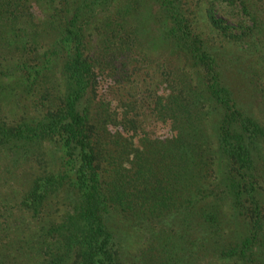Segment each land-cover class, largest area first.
I'll use <instances>...</instances> for the list:
<instances>
[{"label": "trees", "instance_id": "16d2710c", "mask_svg": "<svg viewBox=\"0 0 264 264\" xmlns=\"http://www.w3.org/2000/svg\"><path fill=\"white\" fill-rule=\"evenodd\" d=\"M145 3L180 65L138 50ZM255 94L264 0H0V152L33 167L32 228L0 201V264H264Z\"/></svg>", "mask_w": 264, "mask_h": 264}, {"label": "rangeland", "instance_id": "374dc122", "mask_svg": "<svg viewBox=\"0 0 264 264\" xmlns=\"http://www.w3.org/2000/svg\"><path fill=\"white\" fill-rule=\"evenodd\" d=\"M145 8L137 14L138 18V28L141 29L143 39L141 40L140 45L138 47V50H141L142 53L145 54V57L160 61H167L168 65L171 67H176L181 64L180 59H172V55L170 53L169 45L166 43L165 39L162 37L161 33V26H154L153 21L148 24V18L146 10L147 3H145ZM153 6V5H152ZM154 6L152 7V11H154ZM230 19V18H229ZM169 66V67H170ZM243 93V92H242ZM242 96V95H241ZM252 98V97H251ZM251 98H244L247 103L248 109H250L252 112V115L261 123L262 127L264 128V103L261 97L258 96V94H255L253 96L254 101H250ZM16 109L13 106V103L7 102L5 105H1L0 111L7 117H10L11 109ZM28 110H31V107L28 105ZM262 145H259V158L255 164V172L258 175L257 176V183L259 186H261L262 195L264 196V142ZM260 143V144H261ZM8 155L0 152V201H6L8 202L11 207L10 211L8 212L9 216V222L12 225L20 226L21 229L26 230V227L30 226L29 229L32 228V220L30 218V215L28 212L23 211L22 209H19L17 206L18 196L21 192L22 188L25 186V183L27 181V178L32 175L33 167L28 168V157L24 158H18L19 155H16L18 158L17 160H13L9 156V152H7ZM11 158V159H10ZM165 219V218H164ZM163 217H161L158 220V224L156 223V226L154 228H147L144 224L141 232H138L137 234L128 232L125 234L122 244V253L124 254V257L126 259H131L133 256L137 259H141L139 257L140 251H144L146 248V241H149L148 237H152L153 233L157 238H159V235L165 236L168 235L172 230L175 231L176 227L171 220H164ZM10 224L7 225V227L11 226ZM2 228V227H1ZM28 229V230H29ZM186 231H190L189 229H186ZM185 242H183L184 244ZM157 245H154L151 247L156 248ZM187 248L190 249V244L188 243ZM26 254V253H25ZM146 259V257L144 258ZM208 258H203L201 260L207 261ZM28 264H31V260H28Z\"/></svg>", "mask_w": 264, "mask_h": 264}]
</instances>
